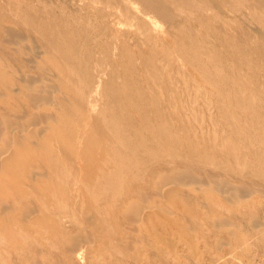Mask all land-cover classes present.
Masks as SVG:
<instances>
[{
  "label": "rangeland",
  "instance_id": "1",
  "mask_svg": "<svg viewBox=\"0 0 264 264\" xmlns=\"http://www.w3.org/2000/svg\"><path fill=\"white\" fill-rule=\"evenodd\" d=\"M101 3L106 6L97 5ZM97 4V7L94 6L103 10L102 15L105 16H99V19L91 18L88 24L85 23L79 28L71 24L74 15L81 14L80 19L92 17L87 0H0V9L10 6L16 11L13 10L11 14H7L2 21L5 23L0 24V49L5 54L8 51L16 57L20 55V61L22 63L26 61L29 64L24 68L25 70L20 69V71L23 69L21 74L30 73L36 76L37 79L34 81L38 86H41L43 82L35 53L38 52L41 55L42 49L47 50L63 66L74 71L83 85L86 84L83 86L84 89L93 96L95 101L97 99L100 101L99 104L95 103L96 108L93 109L95 112L92 111V113L100 116V112L104 111V116L100 117L99 130L94 133L92 139L97 138V135L104 130L113 131V135L111 134L110 139L103 135L98 139L96 146L92 147L95 154L92 165L99 168L98 173V170L93 172L94 175L104 178L110 174L115 176L116 172H120L121 176L118 178L122 183L146 185L153 171L155 173L158 168L165 171L182 170L185 173L188 170L187 173L195 180L192 177L189 178L190 176L188 177L186 173V182L200 184L214 182L218 185L225 184L233 187L234 194L241 191L240 196L235 195L232 200L234 202L222 203L219 207L221 215L230 217L231 222L238 221L235 227H239V230L233 229V232L223 240L215 237L221 234L214 229L216 233L198 234L187 239V242L186 237L178 235L172 240L173 242L171 241V244L175 246L170 244L162 246L161 256L162 260H166H164L166 264L169 262L170 264H190V262L191 264H264V173L255 172L257 168L253 165L262 159L263 148L240 146L238 142L230 138L220 120L222 111L219 109L221 103H219L218 95L230 97L232 93L229 92L228 86L222 89L216 84L213 72L206 71L208 69L204 64L206 57L200 53L204 50L215 55L228 78L229 76L233 79L238 77L242 85H247L244 93L236 89L241 102L250 100L251 96L255 97L254 101H260V97L264 95V42L256 36L264 27V15L259 17L261 12L256 10L260 13L256 16L253 10L246 7L241 14L229 13L226 19L221 20L215 16L216 11L206 10L203 15L192 13L184 17V20L177 18L171 23H162L154 16L141 15V11L127 3V0L125 2L98 0ZM111 9H115L114 11L119 15L116 12L113 14ZM120 11L122 14L131 13L133 20L125 23ZM141 16L150 25L152 24L151 31L144 32L145 29L136 27L137 18ZM61 19L62 21L64 19V22H61ZM6 26L16 33H22V36L14 37L9 41L10 43H3L2 31L3 28H7ZM193 49L196 51L195 54L192 53ZM230 53L232 54L229 55ZM97 62L102 64L99 75L96 74ZM195 62L201 63L199 64L201 67L197 63L196 66ZM192 64L195 67H192ZM190 66L192 68H189ZM1 77L11 78L10 75ZM31 92L42 94L39 91ZM34 106L35 109L27 114L25 119L39 118L47 112L37 105ZM234 106V109L238 107L235 102ZM103 123L105 126L102 125ZM68 133L70 131H67ZM86 146L85 143L83 148ZM231 146L241 147V149L238 148L239 159L232 158ZM152 168L153 171H151ZM18 175L23 176L24 171H19ZM209 176L212 177L209 178ZM211 180L213 181L209 182ZM176 182H185V180ZM238 186L240 191L237 190ZM251 186L255 187V190L261 189V192L259 189L256 192L248 190ZM37 190L30 189L28 193ZM168 197V195L165 196V200L166 198L168 200ZM203 197L206 203L213 201V195L210 193H205ZM252 214L260 221V226L256 230L242 224L243 220L239 221ZM198 222L196 225L199 224ZM170 225L166 222L160 226L162 231L167 232ZM262 228L263 231H261ZM237 235L241 236L240 239L243 241L237 239ZM17 238L19 235L15 232L0 234V264L17 263L12 257L15 256L13 242ZM27 252L31 253V251ZM90 256L86 258L83 253L82 257L86 260L90 259ZM235 257L238 260L234 259ZM95 260L99 262L98 259ZM43 262L44 260L39 263Z\"/></svg>",
  "mask_w": 264,
  "mask_h": 264
},
{
  "label": "bare ground",
  "instance_id": "2",
  "mask_svg": "<svg viewBox=\"0 0 264 264\" xmlns=\"http://www.w3.org/2000/svg\"><path fill=\"white\" fill-rule=\"evenodd\" d=\"M87 1L92 17L80 19L81 14L74 15L72 25L80 28L85 23L88 24L91 18L98 17L99 19V16H105L102 15L103 10L96 7L106 5L97 4L98 0ZM122 1L125 2V0ZM127 3L141 11V15L154 16L162 23H171L177 18L184 20V17L192 13L203 15L206 10L216 11L215 16L221 20L226 19L229 13L241 14L246 7L253 10L256 16L258 13L256 10L261 12L259 17L264 15V0H127ZM107 8L110 10L108 5ZM13 10L15 11L10 6L0 9V24ZM114 10L111 9L113 14L116 12ZM120 12L125 23L133 20L131 13L122 14V11ZM137 19V24L134 22L137 28L145 29L144 32L152 30V24L150 25L142 16ZM100 20L102 21V18ZM61 22H64V19L63 21L61 19ZM2 33H4L3 43H10L9 41L14 37L22 36V33H16L8 27L3 28ZM256 37L264 42V27ZM41 52V55L38 52L35 53L38 57L37 63L43 82L41 86H38L34 81L37 79L36 76L30 73L21 74V71L29 64L26 61L22 63L20 55L16 57L8 51V54H5L0 49V54H2L0 55V234L15 232L19 235V238L13 242L15 256L11 254L17 261L16 264H40L39 262L43 260L44 264H93V262L96 264L95 259L99 260L97 264L101 262L102 264H166V260H162L161 256L162 246H167V244L175 246L171 243L178 235L186 237L187 242V239L195 235H210L217 232L221 236L215 237L223 240L233 232V229L239 228L235 227L238 221L235 222L236 220L233 221L232 218L233 222H231L230 217L220 214L219 208L222 203L226 204L234 200L235 195H241L239 186L237 190L240 192L234 194L233 187L225 184L224 186L214 182L210 184L186 182L187 175L185 174L188 170L186 173L182 170L165 171L161 168L156 169V166L154 167L156 172L154 173L152 168L153 175L150 176L151 179L146 185L135 183L126 185L118 178L121 176L120 172H116L115 176L110 174L104 178L94 175L93 172L98 170V173L99 168L92 165L95 158L92 147L96 146L98 139L103 135L110 139L113 131L101 130L103 132L98 134L97 138L92 139L94 133L99 130L100 117L104 116L103 110L100 116L94 114L95 103L99 104L100 101L97 98L95 101L93 96L84 89L83 86L86 84L83 85L74 71L65 65L64 67L47 50L42 49ZM195 52L194 50L192 53L195 54ZM200 53L206 57L203 63L208 67L206 71L213 72L216 84L222 89L228 86L229 92L232 93L230 97L225 96L226 98L224 95L222 97V94L218 95L219 103H221L219 109L222 111L220 116L222 124L230 138L238 142L240 146L263 148L262 159L253 165L257 168L255 172L264 173V95L260 97V101H254L255 97L251 96L250 100L246 98L248 104L241 102L236 89L244 93L247 85H242L238 77L233 79L229 76L228 78L225 70L222 69V64L214 57L215 55L204 50ZM195 65L192 64V67ZM95 66L98 69L96 74L99 75L102 71V64L97 62ZM21 68L23 69L20 71ZM3 75H10L16 80L4 79L1 77ZM31 91H39L42 94L38 95ZM234 102L238 105L235 109ZM34 105L47 112L39 118L25 119V116L35 109ZM107 121L105 120L106 123ZM104 123L103 126H105ZM67 131L70 133L67 134ZM85 143L87 146L83 148ZM238 148L241 149V147ZM238 148L237 146L230 147L234 160L239 159ZM19 171H24V175L19 176ZM116 176L117 178H114ZM188 177L192 176L188 174ZM179 180H185V182H176ZM254 188L251 186L248 190L256 192L259 189ZM30 189L39 190L28 193ZM205 193L213 195L212 202H205L203 197ZM4 194L6 195L3 196ZM167 195L168 200L167 198L165 200ZM241 220H243L242 224L250 229L256 230L260 226L258 217L256 218L253 214L239 221ZM166 222L171 224L167 232L162 231L160 226ZM197 222L199 224L196 225ZM238 236L237 239L243 241L240 239L241 236ZM242 243L244 246V242ZM232 246H234L233 243ZM201 247L203 248L202 245ZM83 253L86 258L93 256L83 260Z\"/></svg>",
  "mask_w": 264,
  "mask_h": 264
}]
</instances>
